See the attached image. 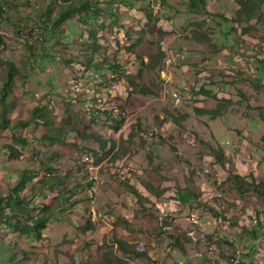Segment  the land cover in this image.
I'll use <instances>...</instances> for the list:
<instances>
[{
    "label": "rangeland",
    "instance_id": "rangeland-1",
    "mask_svg": "<svg viewBox=\"0 0 264 264\" xmlns=\"http://www.w3.org/2000/svg\"><path fill=\"white\" fill-rule=\"evenodd\" d=\"M193 1L0 0V257L264 264V0Z\"/></svg>",
    "mask_w": 264,
    "mask_h": 264
},
{
    "label": "trees",
    "instance_id": "trees-1",
    "mask_svg": "<svg viewBox=\"0 0 264 264\" xmlns=\"http://www.w3.org/2000/svg\"><path fill=\"white\" fill-rule=\"evenodd\" d=\"M196 1H199L201 4L204 5V1L205 0H194L192 2V5L193 7L196 6ZM71 9H74V7H72ZM70 11L66 12V13H63L62 14V18H65L66 15L69 13ZM13 81V72L10 70L9 73H8V76H7V81H6V84H5V87L3 89V94L4 96L2 97V102L4 103L5 102V95H6V92H7V88L8 86L12 83ZM42 118L44 120H47V117L40 111V109L36 108L34 109L33 111V117L31 120H35L37 118ZM31 121H20V122H17L16 123V126H27L30 124ZM11 123L10 120L8 119H4L3 123H0V126H9ZM16 141V143H23V144H27L28 143V140L27 139H24V138H21V137H15L14 139ZM8 149H11L12 151L16 152V149H15V146L13 144H9L6 146ZM1 148V147H0ZM29 181V178L27 177V174L24 175L21 179V181L19 182L18 186L16 187V189L14 190V193H16V196H11L9 198V201L10 202L9 204L7 203H4L5 199L3 197H0V222H4V223H7L9 224L11 227L17 229V230H20L21 232H29V233H32L38 237H41L42 234H41V229H43L48 220H49V216H43V217H40L38 219H35L34 222L28 226H25V227H21V222L20 221H15L13 222L14 218H12L11 216L7 215L6 213V210L8 207H10L11 209L14 210V208H12V206H19L18 204L20 202H22V199L20 198L19 196V192L24 188L26 187L27 183ZM15 263V257L12 256L10 258H7V257H0V264H14Z\"/></svg>",
    "mask_w": 264,
    "mask_h": 264
},
{
    "label": "built area",
    "instance_id": "built-area-1",
    "mask_svg": "<svg viewBox=\"0 0 264 264\" xmlns=\"http://www.w3.org/2000/svg\"><path fill=\"white\" fill-rule=\"evenodd\" d=\"M172 61V59H170L169 61H167V62H171ZM174 97L177 99V98H179V96H178V94H176V93H174ZM229 264H232V262H229Z\"/></svg>",
    "mask_w": 264,
    "mask_h": 264
}]
</instances>
